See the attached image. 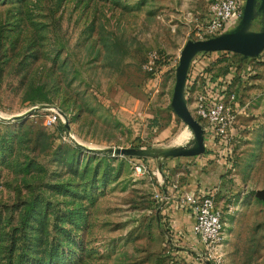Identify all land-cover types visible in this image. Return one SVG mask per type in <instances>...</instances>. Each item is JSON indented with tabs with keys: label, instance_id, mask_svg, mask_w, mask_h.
<instances>
[{
	"label": "rangeland",
	"instance_id": "obj_1",
	"mask_svg": "<svg viewBox=\"0 0 264 264\" xmlns=\"http://www.w3.org/2000/svg\"><path fill=\"white\" fill-rule=\"evenodd\" d=\"M214 1L0 0V264H188L175 215L209 189L225 264H264V51L192 60L188 110L201 125L200 97L227 89V143L205 133L196 156L116 152L193 145L172 100Z\"/></svg>",
	"mask_w": 264,
	"mask_h": 264
},
{
	"label": "built area",
	"instance_id": "obj_2",
	"mask_svg": "<svg viewBox=\"0 0 264 264\" xmlns=\"http://www.w3.org/2000/svg\"><path fill=\"white\" fill-rule=\"evenodd\" d=\"M243 6L244 3L240 0H215L204 31L206 38L218 37L235 28L241 20ZM158 59V55H151L147 65L149 71L155 73L154 66ZM226 90L219 85L212 87L211 91L200 97V106L197 109L205 133L218 136L225 143L230 140L229 133L236 118L233 108H229L223 100ZM51 122L55 123L56 117ZM181 206L191 210L195 220L193 235L202 246L194 259L200 263L225 264L222 246L223 212L217 205L214 195L186 194L183 196Z\"/></svg>",
	"mask_w": 264,
	"mask_h": 264
},
{
	"label": "water",
	"instance_id": "obj_3",
	"mask_svg": "<svg viewBox=\"0 0 264 264\" xmlns=\"http://www.w3.org/2000/svg\"><path fill=\"white\" fill-rule=\"evenodd\" d=\"M258 18L264 23V0H244L242 17L238 25L232 30L215 38L191 41L182 52L177 69V83L172 100V107L180 118L188 125L194 135V145L183 146L180 150H143L130 151L119 150L121 155L138 156H174L199 155L205 151V131L200 123L194 119L188 110L185 101V86L188 71L193 58L199 53L230 52L242 55L245 59L256 58L264 51V26L260 32H252L251 29ZM191 144H193L191 142ZM112 152L114 150H111Z\"/></svg>",
	"mask_w": 264,
	"mask_h": 264
},
{
	"label": "crops",
	"instance_id": "obj_4",
	"mask_svg": "<svg viewBox=\"0 0 264 264\" xmlns=\"http://www.w3.org/2000/svg\"><path fill=\"white\" fill-rule=\"evenodd\" d=\"M191 185H193V184L191 183ZM186 189L188 191L191 190L187 187H186ZM205 189H207V188H205ZM212 193L213 192L210 191V189H209L208 192L200 190L199 194L207 195V194H212ZM175 218L178 221V224H179L181 231L184 233L185 232L187 233V235H185V238H186V242L188 243V246H189L191 253H185L186 254L185 255L186 256V259H185L186 262L188 264H207V263H195V262L193 263L192 262L194 257L196 256L198 250L201 249L202 246L199 244L198 240L193 235V227H194L195 220H194V217H193L191 210L189 208H183L177 212V214L175 215Z\"/></svg>",
	"mask_w": 264,
	"mask_h": 264
},
{
	"label": "bare ground",
	"instance_id": "obj_5",
	"mask_svg": "<svg viewBox=\"0 0 264 264\" xmlns=\"http://www.w3.org/2000/svg\"><path fill=\"white\" fill-rule=\"evenodd\" d=\"M189 129H190V128H189ZM190 132L193 133L191 129H190ZM186 135H187V134L182 135V137H181V140H182V141L185 139ZM183 142H184V141H183ZM194 144H195V141L193 142V145H194ZM185 147H187V146H185Z\"/></svg>",
	"mask_w": 264,
	"mask_h": 264
},
{
	"label": "trees",
	"instance_id": "obj_6",
	"mask_svg": "<svg viewBox=\"0 0 264 264\" xmlns=\"http://www.w3.org/2000/svg\"><path fill=\"white\" fill-rule=\"evenodd\" d=\"M225 53V52H224ZM214 92H215V88H214Z\"/></svg>",
	"mask_w": 264,
	"mask_h": 264
}]
</instances>
